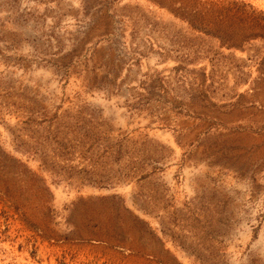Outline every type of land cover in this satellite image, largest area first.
Instances as JSON below:
<instances>
[{"label": "rangeland", "instance_id": "374dc122", "mask_svg": "<svg viewBox=\"0 0 264 264\" xmlns=\"http://www.w3.org/2000/svg\"><path fill=\"white\" fill-rule=\"evenodd\" d=\"M0 264H264V0H0Z\"/></svg>", "mask_w": 264, "mask_h": 264}]
</instances>
